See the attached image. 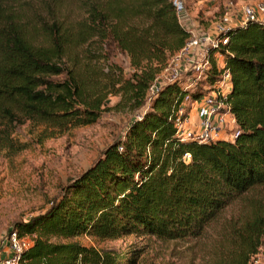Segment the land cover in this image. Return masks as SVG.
<instances>
[{
	"label": "trees",
	"instance_id": "obj_1",
	"mask_svg": "<svg viewBox=\"0 0 264 264\" xmlns=\"http://www.w3.org/2000/svg\"><path fill=\"white\" fill-rule=\"evenodd\" d=\"M4 1L0 123L9 126L23 119L59 130L92 124L109 110V93L121 90L113 88L120 80L121 92L138 109L167 56L179 51L191 35L179 23L171 0H128L135 2L129 9L112 7L99 20L113 21L108 35L130 55L136 71L125 79L105 75L100 84L98 74H82L65 61L78 45L105 31L99 29L95 12L77 34L51 25L36 42L27 26L2 9ZM219 38L227 41L210 50L204 80L193 87L178 79L166 81L131 120L123 138L108 144L69 180L45 211L13 223L10 232L32 236L18 264H139V252L121 255L71 239L131 234L163 241L198 238L229 204L264 186V24L247 21L229 27ZM215 53L223 66L217 65ZM225 70L231 83L225 101L238 134L233 140L180 139L174 118L185 96L191 101L200 98L203 84L212 85ZM220 237L225 249L212 264H246L264 249V203L248 205L239 220L225 225Z\"/></svg>",
	"mask_w": 264,
	"mask_h": 264
},
{
	"label": "rangeland",
	"instance_id": "obj_2",
	"mask_svg": "<svg viewBox=\"0 0 264 264\" xmlns=\"http://www.w3.org/2000/svg\"><path fill=\"white\" fill-rule=\"evenodd\" d=\"M257 1L183 0V11L176 13L179 23L201 42L194 63H202L208 55L206 48L210 45L203 38L217 36L216 23L221 17L228 14L237 18L244 5ZM133 5L135 2L128 0H5L2 9L27 26L36 42L43 40L41 31L51 25L62 26L72 36L77 34L82 23L92 20L91 13L95 12L99 29L105 31L78 45L73 53L66 55L65 61L68 67L82 74H98V82L102 84L105 75L111 74L110 79H125L136 71L130 55L108 35L106 29L113 21L101 23L99 20L112 7L129 9ZM177 53L167 56L146 93L144 105L138 109L134 106L135 101L130 100L126 92H121L124 82L120 80L122 82L113 88L121 90L114 94L111 89L109 93V110L92 124L59 130L30 119L10 126L0 123V264H7L6 260L13 256L9 246L13 223L25 222L45 211L61 195L69 180L90 166L108 144L123 138L128 124L149 106L157 88L170 79L182 81L185 87H193L200 80L199 70L183 62L179 73L173 74L172 65ZM215 58L221 66L219 56ZM209 86L203 84V93ZM186 107H191L190 101ZM190 116L191 120L195 118ZM263 200L264 186L243 194L198 238L163 241L154 236L131 234L117 239L81 235L71 240L98 250L114 249L121 255L139 252V264H212L225 249L220 231L229 222L239 220L248 205L261 204ZM22 237L32 241V236ZM258 255L264 264L263 248H259Z\"/></svg>",
	"mask_w": 264,
	"mask_h": 264
},
{
	"label": "built area",
	"instance_id": "obj_3",
	"mask_svg": "<svg viewBox=\"0 0 264 264\" xmlns=\"http://www.w3.org/2000/svg\"><path fill=\"white\" fill-rule=\"evenodd\" d=\"M171 2L175 9V13L183 11V0H172ZM247 21H258L264 24V0L244 5L242 7L241 16L237 18H233L228 14L221 17L218 23H216L217 36L208 35L203 38V41H206L210 46L206 48V51L209 50V53L204 57L202 63L195 64L193 61L194 55L198 52V49H200L201 42L190 32V37L174 57L172 65L173 74L177 75L179 73V68L183 62L186 66L198 69L200 72V80H204L207 76V70L211 65L210 50L227 41L226 38H219V35L229 27L241 25ZM214 55L219 56L221 60L220 54L215 53ZM220 62L221 66H223L222 60ZM172 80L176 79H170L169 81ZM230 87V73L228 70H225L221 73L220 78H218L216 82L207 87V91H205L200 98L191 101L190 97L185 96V100L179 106L174 118L177 136L182 140L197 139L205 141L220 138L233 140L238 134V130L234 115L231 113L230 107L225 101ZM157 91L158 88L155 90V94ZM189 101L191 107H189L187 114H184L186 112V103ZM190 115H193L195 118L191 120L192 117ZM184 156L185 158H189L190 155L186 153ZM30 244L31 240L18 236L16 231H12L10 234L9 246L13 256L7 259L6 263L18 264L20 254L27 249ZM246 264H262L261 258L256 254Z\"/></svg>",
	"mask_w": 264,
	"mask_h": 264
}]
</instances>
